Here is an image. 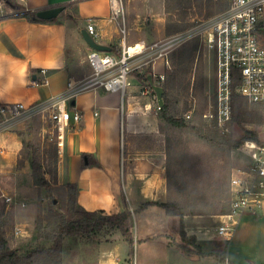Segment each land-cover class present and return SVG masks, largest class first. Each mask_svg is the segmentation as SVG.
Here are the masks:
<instances>
[{"label": "crops", "instance_id": "0c3cea01", "mask_svg": "<svg viewBox=\"0 0 264 264\" xmlns=\"http://www.w3.org/2000/svg\"><path fill=\"white\" fill-rule=\"evenodd\" d=\"M22 4L31 12L56 6L64 9L52 19L0 14V104L49 99L64 92L69 79L88 74L87 55L92 47L84 36L90 19L99 31L96 41L108 45L110 52L119 51L121 23L110 18L108 0H24ZM125 6L129 43L167 36L166 0H125ZM43 68L50 75L48 84L38 82ZM166 68L170 65L159 59L146 72H152L154 82L161 84L158 74H164ZM139 74L130 77L125 95L98 89L73 99L71 108L79 110L82 118L68 129L64 146L58 149L56 184L77 185L80 209L116 214L124 210L126 201L133 213V252L120 230H108L98 247V264H135L141 258L152 263L158 256H173L171 264H216L217 254L229 264H264V207L256 217L245 214L229 238L219 234L222 214L186 215L187 235L195 236L197 245L210 254L187 251L191 246L181 238L179 216L168 214L160 205L170 199L169 138L159 121L156 92L143 94L150 81ZM31 121L0 130V174L18 163L24 139L18 131H24ZM43 128L46 130V125ZM14 203L17 201H9ZM147 203L156 204L145 206ZM19 206L25 207L26 202ZM8 214L11 219H6V214L1 218L7 223L6 240L11 248L20 250L30 242V235L15 236V228L24 222H17L16 211ZM145 246L151 251L141 250ZM158 249L162 255H157Z\"/></svg>", "mask_w": 264, "mask_h": 264}, {"label": "rangeland", "instance_id": "374dc122", "mask_svg": "<svg viewBox=\"0 0 264 264\" xmlns=\"http://www.w3.org/2000/svg\"><path fill=\"white\" fill-rule=\"evenodd\" d=\"M217 1L166 0L167 19L177 24H191V27L201 22L211 21L221 13L218 11ZM227 1L230 2V0H221L222 4ZM195 43H197V49L194 51L191 67L180 74V69L185 66L175 64V58L178 57L181 48L186 45L192 46ZM169 62L170 68H166L164 73L165 80L160 81L161 85L163 87L165 85L167 89V95L164 96L165 101L170 104L178 117L187 120L186 114L191 111L192 117L189 121L217 129L204 118V113L209 109L210 97L213 96L215 89L214 53L205 48L200 36H194L171 53ZM141 75L144 77V74ZM235 91L237 117L222 130V134L233 139H240L245 134V130L252 129L256 130L259 139L264 141V122H259V120H264V105L250 103L237 92L236 88ZM32 119L33 121L26 125L27 128L24 131H18L23 133L25 142L18 163L9 165L0 174V223L5 229V236L7 234L6 222L1 221V218L3 214H6V219H11L8 212L14 213L15 211L18 217L17 222H24L19 227L24 228L30 235L28 238L30 242L20 251L42 245L51 246L54 243L51 238L53 230L59 223V217L52 213V210L70 215L73 206L68 195L69 189L56 184L58 144L56 136L48 132L49 129H53V126L40 116ZM45 125L46 130L43 128ZM163 129L169 138L170 147L168 165L171 184L170 199L183 203L196 199L198 205L205 207L213 205L218 209L220 202L215 201L218 196L222 197V207L229 204L231 170L235 166H241L244 158L239 147L231 151L227 148L220 149L184 130L166 126ZM31 159L36 161L42 174L50 181L49 187L37 186L34 183ZM220 192L221 196L218 195ZM7 197H12L17 204L10 205ZM22 202H26V206L20 208L19 205ZM109 233L110 231L106 229L90 235L67 237L60 264H98L99 244L106 239V234ZM133 235L136 236L135 230ZM134 244L135 240L131 251ZM135 248L137 250V247ZM141 250L151 251L148 246ZM155 251L157 255L163 254L162 250ZM172 257L158 256L159 259L152 260V263H145V259L141 258L137 259L135 264H171ZM136 258H138V251Z\"/></svg>", "mask_w": 264, "mask_h": 264}, {"label": "built area", "instance_id": "2783aa9c", "mask_svg": "<svg viewBox=\"0 0 264 264\" xmlns=\"http://www.w3.org/2000/svg\"><path fill=\"white\" fill-rule=\"evenodd\" d=\"M24 0H0V14L25 12ZM84 1V0H83ZM110 18L121 23V42L117 53L92 48L87 55L90 72L79 79H69L64 92L49 99L26 104L10 102L0 104V130L10 129L20 121L36 116L48 118L56 136L58 149H62L66 132L82 118L71 102L82 93L103 89L125 95L134 72L145 74L157 60L169 66L171 53L194 36H200L205 48L215 55V89L210 97L204 118L222 132L233 120V87L250 103L264 105V0H230L229 7L214 19L201 22L175 34L152 42L144 40L129 43L125 0H108ZM15 5L22 8L17 9ZM87 30L97 40L99 31L92 19ZM39 84H48V70L42 69ZM165 74L158 78L165 80ZM153 90L144 85L143 94ZM160 108V107H158ZM189 119L191 111L186 114ZM244 158L241 166L231 170L229 194L230 210L222 214L219 234L233 235L245 214L258 216L264 207V141L248 139L239 147ZM7 197V201H11ZM25 229L16 227L15 236H28ZM216 264H229L227 260ZM189 264H207L192 262Z\"/></svg>", "mask_w": 264, "mask_h": 264}, {"label": "trees", "instance_id": "16d2710c", "mask_svg": "<svg viewBox=\"0 0 264 264\" xmlns=\"http://www.w3.org/2000/svg\"><path fill=\"white\" fill-rule=\"evenodd\" d=\"M219 3L218 11H223L229 7L230 2L223 3L218 0ZM17 9L22 8L20 5H15ZM18 16L27 17L30 20L37 18L36 12L25 11L16 13ZM191 24H177L169 19L166 23V34L172 35L182 30L191 27ZM264 33V30L262 31ZM191 43V42H190ZM197 49V43L192 46H184L178 52V57L175 58V64L184 65L183 69H180V74H183L191 67V60L194 55V51ZM146 78V76L144 77ZM146 80H148L146 78ZM166 86L164 85V96L167 95ZM235 87H233V119L237 117L235 112ZM158 117L160 123H163L167 128L184 130L189 134L195 135L201 141H204L212 146H216L220 149L227 148L232 150L234 148L240 147L244 141L248 139L259 141V134L256 130L247 129L245 134L240 139H233L232 137H227L218 129L207 128L206 124L198 125L189 119L183 117H178L177 114L171 109L170 104L165 101L163 107L159 108ZM259 122H264V120H259ZM23 136V133H19ZM23 143L25 144L24 140ZM29 159V158H28ZM33 169V180L37 186L49 187L50 181L42 174L40 167L37 165L34 159L30 160ZM170 178L168 175V186L170 189ZM62 188L69 189V198L73 204L70 215H65L60 211L52 210V213L59 217V223L57 227L53 230L51 238L54 243L51 246H37L26 251H20L19 249H13L9 246L6 236L5 229L0 223V264H60L63 259L64 253V242L67 237L72 235H90L93 233H98L104 229L112 230L118 229L127 238L130 244H133L134 239L131 233L132 226V211L125 201V207L122 212L116 214H105L98 211H87L82 210L77 206V185L68 183L66 185H61ZM221 196V192L218 194ZM230 196V194H229ZM216 202H220L219 208L205 207L198 205L195 200H190L187 203H183L178 200L169 199L165 203H161L168 214L176 215L180 218V235L183 241L189 244L191 247H187V251L191 253H197L199 255H209L210 253H204L199 245H197V239L195 236H188L185 230L184 218L188 214H205V213H216L225 214L230 210V204L223 205L222 207V197L215 199ZM149 204L156 203H147ZM218 261H225L223 255L217 254Z\"/></svg>", "mask_w": 264, "mask_h": 264}, {"label": "water", "instance_id": "95a60500", "mask_svg": "<svg viewBox=\"0 0 264 264\" xmlns=\"http://www.w3.org/2000/svg\"><path fill=\"white\" fill-rule=\"evenodd\" d=\"M64 9L63 6H56V7H51L48 9H41L36 12L37 17L41 19H52L56 17L62 10ZM86 42L90 45V47L101 50V51H109L110 47L108 45H105L103 43H100L96 41L88 32L85 36ZM147 77L149 78L150 83L153 86V89L156 92V97L158 101L159 107H163L165 104V99H164V87L161 84L155 83L152 77V72L147 73ZM74 103V101H73Z\"/></svg>", "mask_w": 264, "mask_h": 264}]
</instances>
